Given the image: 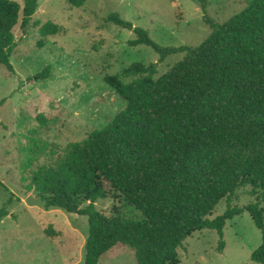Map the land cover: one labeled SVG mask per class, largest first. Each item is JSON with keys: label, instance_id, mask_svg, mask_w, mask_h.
I'll use <instances>...</instances> for the list:
<instances>
[{"label": "trees", "instance_id": "16d2710c", "mask_svg": "<svg viewBox=\"0 0 264 264\" xmlns=\"http://www.w3.org/2000/svg\"><path fill=\"white\" fill-rule=\"evenodd\" d=\"M65 1L75 8L88 2ZM200 3L212 32L198 47L163 48L148 31L112 14L111 23L136 35L130 46L152 48L159 63L135 64L104 78L126 108L105 128L89 133L82 145L47 166L35 167L34 152L25 160L22 180L29 181L28 191L38 193L46 208L89 218L81 264H99L124 247L138 264H180L186 239L205 229L223 239L227 222L245 211L263 235L252 259L264 264V0H251L225 23L209 14V0ZM39 6V0H23V5L0 0V67L11 73L18 48L14 30L20 21L26 29ZM59 33L52 22L41 27L40 46ZM173 55L183 58L159 76V64ZM51 76L48 67L34 80ZM248 186L256 203L210 219L223 200ZM0 188L10 193L1 180ZM112 192L142 217L98 211L97 201ZM13 198L0 210V220L10 216ZM85 202L90 204L83 209ZM224 247L222 241L219 250Z\"/></svg>", "mask_w": 264, "mask_h": 264}, {"label": "rangeland", "instance_id": "374dc122", "mask_svg": "<svg viewBox=\"0 0 264 264\" xmlns=\"http://www.w3.org/2000/svg\"><path fill=\"white\" fill-rule=\"evenodd\" d=\"M23 5V0H12ZM251 0H209L208 12L225 23L245 10ZM39 9L24 29L11 59L15 72L0 67V210L14 195L10 216L0 220V264H81L90 234L89 218L56 208H46L29 181L22 180L25 160L33 152L35 167L54 163L73 145H82L89 133L102 130L126 108L104 81L135 64L159 63L148 46L131 47L133 31L111 23L112 14L149 32L163 48L198 47L210 35L200 0H88L82 8L65 0H39ZM22 19V18H21ZM52 22L60 33L40 43V29ZM183 55L159 64V76L174 67ZM51 67L48 80H34ZM33 79V80H31ZM128 81V80H127ZM39 117L47 120L46 124ZM257 202L251 186L223 200L210 217ZM85 202L83 209L89 206ZM108 217L140 219L121 197L111 193L96 203ZM225 247L219 250L221 242ZM263 242L262 232L245 211L227 222L224 238L205 229L186 239L179 250L180 264H259L252 254ZM99 264H138L128 247L116 248Z\"/></svg>", "mask_w": 264, "mask_h": 264}]
</instances>
